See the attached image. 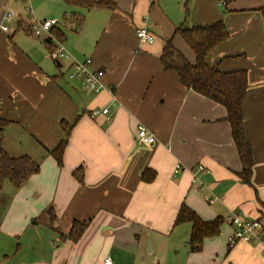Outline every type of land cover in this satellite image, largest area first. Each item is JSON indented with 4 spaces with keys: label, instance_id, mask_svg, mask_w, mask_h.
Masks as SVG:
<instances>
[{
    "label": "crops",
    "instance_id": "crops-1",
    "mask_svg": "<svg viewBox=\"0 0 264 264\" xmlns=\"http://www.w3.org/2000/svg\"><path fill=\"white\" fill-rule=\"evenodd\" d=\"M12 4L0 0V23ZM15 11L16 21H30ZM72 11L84 15L81 25ZM218 20L230 36L209 63L248 71L244 125L254 158L251 183L239 175L243 165L226 107L186 87L160 59L172 37L195 62L177 27ZM64 23L58 19L53 27L64 38L53 30L43 50L23 46L15 28L0 33V115L11 120L4 147L41 164L0 217V230L7 226L23 238L14 257L2 249L0 264H102L108 255L114 264H139L140 255L157 250L156 233H171L183 203L206 220L224 218L221 233L190 252L186 264H264L261 245H228L232 212L247 219L264 215V0H117L115 8L67 7ZM141 25L154 34L152 42L138 37ZM60 41L71 58L57 61L46 53ZM86 57L105 70L100 91L68 76L72 61ZM104 107L108 114L92 115ZM62 121L73 128L60 166L49 150L63 136ZM140 124L154 133L153 143L137 138ZM177 163L184 166L178 173ZM199 165L205 170L195 180ZM80 167L83 181L75 175ZM75 220L87 222L76 241L67 237ZM177 226L191 231L190 222Z\"/></svg>",
    "mask_w": 264,
    "mask_h": 264
},
{
    "label": "trees",
    "instance_id": "trees-1",
    "mask_svg": "<svg viewBox=\"0 0 264 264\" xmlns=\"http://www.w3.org/2000/svg\"><path fill=\"white\" fill-rule=\"evenodd\" d=\"M67 4L79 6L77 8L108 7L115 8L117 0H64ZM72 18L78 17L81 25L84 15L78 11L70 13ZM56 35L64 38L60 30L52 28ZM31 31V29H30ZM29 31V32H30ZM176 33H180L190 45L196 55L195 62H190L187 57L173 43L170 37L161 54L162 66L166 69H174L179 79L186 87L193 89L204 96L213 99L226 107L227 119L231 124L232 136L243 165L239 171L240 177L247 183H251L254 166L253 150L248 142L244 125V101L249 87L248 71L246 68L235 70H223L220 63L210 64L208 57L220 44L225 42L229 36V30L223 20L216 22L188 26L182 24L177 27ZM31 33V32H30ZM11 120L0 115V194L5 179H10L15 187L23 186L29 178L40 171L41 164L31 155H12L4 147L5 129ZM63 136L59 143L49 153L52 154L58 165L63 164V154L69 141L73 124L66 121L61 122ZM76 177L83 181V167L75 171ZM144 179H151L144 173ZM50 210H52L50 208ZM52 213V211H51ZM54 216V214H51ZM191 222L189 236L190 252H197L203 248L207 237H215L221 233L224 218L218 216L211 220L201 217L189 205L183 203L177 212L175 225ZM87 222L75 220L67 237L76 241L84 233ZM229 247L230 244L228 243Z\"/></svg>",
    "mask_w": 264,
    "mask_h": 264
},
{
    "label": "rangeland",
    "instance_id": "rangeland-1",
    "mask_svg": "<svg viewBox=\"0 0 264 264\" xmlns=\"http://www.w3.org/2000/svg\"><path fill=\"white\" fill-rule=\"evenodd\" d=\"M28 5L32 12L26 14L24 11V6ZM73 6V5H71ZM64 0H16L13 1L12 8L19 11H23L25 18L32 19L36 18L38 20H44L46 18L50 19L51 17H56L60 20L61 24L64 25V13L66 8L71 7ZM79 7V6H74ZM69 10V9H68ZM18 26V27H17ZM12 30L17 29V35L15 39L20 40L23 46L28 48L35 47V49H44L45 45L42 44L44 41V36L49 35L44 33L42 37L36 40V37L28 36L30 31L29 20L21 19L12 22L10 24ZM28 31L27 33L21 29ZM31 32V31H30ZM38 41L37 43L34 42ZM48 49L46 48V51ZM48 55L50 51L46 52ZM51 57V56H49ZM52 58V57H51ZM50 58V59H51ZM52 65H56L52 59ZM19 188L15 187L10 179H5L2 184V192L0 194V217L2 218L10 209V201L14 198L17 190ZM21 206V205H18ZM32 221H30L31 223ZM186 223V222H184ZM191 223V222H190ZM188 226H177L173 225L171 233H156V241L158 243L157 250L154 253H147L139 256V264H186L189 260V229ZM7 226L0 230V260H2V252L4 247L8 250L9 255L15 256L18 253V243H21L23 238L12 236L7 233ZM191 232V231H190ZM22 254L16 255V257L21 256ZM1 262V261H0Z\"/></svg>",
    "mask_w": 264,
    "mask_h": 264
},
{
    "label": "built area",
    "instance_id": "built-area-1",
    "mask_svg": "<svg viewBox=\"0 0 264 264\" xmlns=\"http://www.w3.org/2000/svg\"><path fill=\"white\" fill-rule=\"evenodd\" d=\"M16 1V0H11ZM32 12L31 8H27ZM17 13L10 5H6L3 12V20L0 23V33L10 32V24L16 21ZM31 27V32L35 36H41L44 33H50L52 36V28L58 23L56 17L46 18L44 20H38L32 18L29 21ZM137 35L141 41L152 42L154 40V34L148 29L146 25H141L137 28ZM51 57L54 60L69 59L71 54L64 47L63 43L54 44L51 49ZM105 75V70L93 65V59L91 57H86L84 59H75L72 61L68 76L70 79H77L82 82V84L92 90L100 91L104 87L103 77ZM110 111L109 107H104L102 109H94L92 115H98L99 113L108 114ZM137 138L145 144H151L155 141V135L149 129L140 124L138 126ZM184 166L181 163H177L174 171L176 173L180 172ZM205 170L204 165H199L196 171H194V179L197 180V172ZM228 220L234 225L233 232L228 236V243L230 246L236 245L239 241H247L251 243H257L262 246L264 254V215L257 218L247 219L244 218L240 213L232 212L228 216ZM102 264H114L111 256H105Z\"/></svg>",
    "mask_w": 264,
    "mask_h": 264
},
{
    "label": "bare ground",
    "instance_id": "bare-ground-1",
    "mask_svg": "<svg viewBox=\"0 0 264 264\" xmlns=\"http://www.w3.org/2000/svg\"><path fill=\"white\" fill-rule=\"evenodd\" d=\"M18 21H16V23H17ZM31 34H32V32H31ZM35 36V35H34ZM37 37H39V36H37Z\"/></svg>",
    "mask_w": 264,
    "mask_h": 264
}]
</instances>
